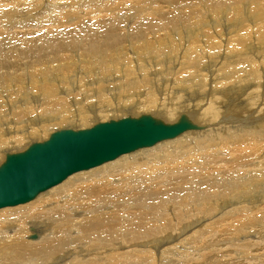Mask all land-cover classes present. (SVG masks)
I'll list each match as a JSON object with an SVG mask.
<instances>
[{
    "label": "bare ground",
    "instance_id": "obj_1",
    "mask_svg": "<svg viewBox=\"0 0 264 264\" xmlns=\"http://www.w3.org/2000/svg\"><path fill=\"white\" fill-rule=\"evenodd\" d=\"M145 116L190 127L1 208L0 264H264V0H0V167Z\"/></svg>",
    "mask_w": 264,
    "mask_h": 264
},
{
    "label": "water",
    "instance_id": "obj_2",
    "mask_svg": "<svg viewBox=\"0 0 264 264\" xmlns=\"http://www.w3.org/2000/svg\"><path fill=\"white\" fill-rule=\"evenodd\" d=\"M189 127L186 123L158 124L145 116L100 123L77 132L60 131L43 144H34L6 159L0 167V209L30 201L80 170L173 139Z\"/></svg>",
    "mask_w": 264,
    "mask_h": 264
},
{
    "label": "rangeland",
    "instance_id": "obj_3",
    "mask_svg": "<svg viewBox=\"0 0 264 264\" xmlns=\"http://www.w3.org/2000/svg\"><path fill=\"white\" fill-rule=\"evenodd\" d=\"M224 5H226V6H229L227 3H225ZM51 22V21H50ZM46 26H48L49 24L48 23H44ZM22 36V35H21ZM20 36V37H21ZM137 153H139V152H137ZM19 206V205H18ZM14 207H16V206H14ZM191 234V230H188V232L184 235V236H187V235H190ZM253 252H256L255 250L253 251Z\"/></svg>",
    "mask_w": 264,
    "mask_h": 264
}]
</instances>
